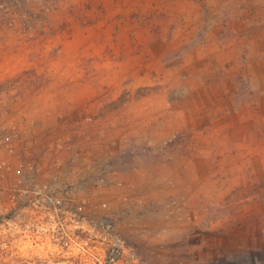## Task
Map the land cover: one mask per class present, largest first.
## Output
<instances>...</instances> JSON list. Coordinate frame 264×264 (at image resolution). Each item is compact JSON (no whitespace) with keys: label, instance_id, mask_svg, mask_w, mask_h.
I'll use <instances>...</instances> for the list:
<instances>
[{"label":"rangeland","instance_id":"obj_1","mask_svg":"<svg viewBox=\"0 0 264 264\" xmlns=\"http://www.w3.org/2000/svg\"><path fill=\"white\" fill-rule=\"evenodd\" d=\"M258 8L0 0V264H264Z\"/></svg>","mask_w":264,"mask_h":264},{"label":"crops","instance_id":"obj_2","mask_svg":"<svg viewBox=\"0 0 264 264\" xmlns=\"http://www.w3.org/2000/svg\"><path fill=\"white\" fill-rule=\"evenodd\" d=\"M250 3L251 4L254 3L258 7L263 6V10H260L261 8L260 9L258 8L259 10H257V12L251 11L254 13V16H253V14L250 15V12L249 13L247 11L244 12V10H243L242 11V14H243L242 18H241V15L239 12L232 13L231 15L233 16V18H232L233 20H237L236 22H239L240 24H242L241 22H243L244 24L246 23V25L243 26V28H241V26H239L237 28V30L239 32H241V31L244 32L245 33L244 35H246L247 38L249 40H251L250 43L253 42V44H255L257 41L260 43L259 44L260 48L258 50L259 55L247 64V70H249V71L255 70L259 75L264 76V41H263L264 40V0H262V2L260 0H250ZM191 7L193 9L194 8L196 9L195 5H193ZM196 15L200 16V17L203 16L198 11L196 12ZM221 16H224V14L223 15L221 14ZM205 17L206 16H203V18H205ZM256 17H258V18L256 19ZM256 21L261 22V23H255ZM255 24L256 25L257 24L263 25L262 27L258 26V32H256L257 34H255V30H256L254 27ZM255 37H256V39H255ZM12 124L17 125V122L15 119L12 121ZM35 128L37 129V127H35ZM39 140H41V139H39ZM36 142L38 143V140H36ZM1 144L2 145L0 147V159H3L5 154L6 155L8 154L7 149H9L11 147V144L8 141L7 142L5 141L4 143H1ZM13 146L17 147L16 144H13ZM39 151H40L39 148L34 147L32 149L27 150L25 152V154H26V156H28V155L31 156L34 153L39 152ZM7 158H8V160H12L15 163L17 162L16 155L12 156V157L10 155H7Z\"/></svg>","mask_w":264,"mask_h":264},{"label":"built area","instance_id":"obj_3","mask_svg":"<svg viewBox=\"0 0 264 264\" xmlns=\"http://www.w3.org/2000/svg\"><path fill=\"white\" fill-rule=\"evenodd\" d=\"M4 140H5V141H8V142L11 144L10 149H12V151H13V149H14V147H13V143H14L15 140H16L15 135H14V134H8V135H6V136L4 137Z\"/></svg>","mask_w":264,"mask_h":264}]
</instances>
